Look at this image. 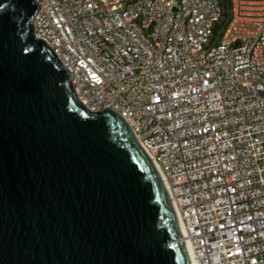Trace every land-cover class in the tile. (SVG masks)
Here are the masks:
<instances>
[{"label": "built area", "instance_id": "built-area-1", "mask_svg": "<svg viewBox=\"0 0 264 264\" xmlns=\"http://www.w3.org/2000/svg\"><path fill=\"white\" fill-rule=\"evenodd\" d=\"M35 1V37L160 167L198 264H264V0Z\"/></svg>", "mask_w": 264, "mask_h": 264}, {"label": "water", "instance_id": "water-1", "mask_svg": "<svg viewBox=\"0 0 264 264\" xmlns=\"http://www.w3.org/2000/svg\"><path fill=\"white\" fill-rule=\"evenodd\" d=\"M37 11L0 0V264H192L152 160L82 104Z\"/></svg>", "mask_w": 264, "mask_h": 264}, {"label": "bare ground", "instance_id": "bare-ground-1", "mask_svg": "<svg viewBox=\"0 0 264 264\" xmlns=\"http://www.w3.org/2000/svg\"><path fill=\"white\" fill-rule=\"evenodd\" d=\"M153 165H154L156 171L158 172L159 176L161 177V179H162V181H163V183H164V185H165V187L167 189V183H166V180H165V178H164V176L162 174V171H161L160 167L156 163H154V162H153ZM167 192H168V189H167ZM170 199H171V202H174V200L171 197V195H170ZM174 210H176V209L174 208ZM175 213H176L177 220H178V223H179V227H180V230H181V234H182V237H183L185 235L184 228H183L181 219H180L177 211H175ZM185 246H186V249H187V251H188V253L190 255L192 264H198L197 259H196L195 254H194L193 247L188 242H185Z\"/></svg>", "mask_w": 264, "mask_h": 264}, {"label": "trees", "instance_id": "trees-1", "mask_svg": "<svg viewBox=\"0 0 264 264\" xmlns=\"http://www.w3.org/2000/svg\"><path fill=\"white\" fill-rule=\"evenodd\" d=\"M224 4L227 10L230 8V0H224Z\"/></svg>", "mask_w": 264, "mask_h": 264}]
</instances>
